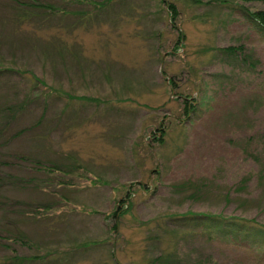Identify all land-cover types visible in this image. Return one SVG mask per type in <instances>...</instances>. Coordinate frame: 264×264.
I'll list each match as a JSON object with an SVG mask.
<instances>
[{
	"label": "rangeland",
	"instance_id": "rangeland-1",
	"mask_svg": "<svg viewBox=\"0 0 264 264\" xmlns=\"http://www.w3.org/2000/svg\"><path fill=\"white\" fill-rule=\"evenodd\" d=\"M247 8L264 1L0 0V257L264 264V30ZM223 215L245 226L203 221Z\"/></svg>",
	"mask_w": 264,
	"mask_h": 264
},
{
	"label": "trees",
	"instance_id": "trees-1",
	"mask_svg": "<svg viewBox=\"0 0 264 264\" xmlns=\"http://www.w3.org/2000/svg\"><path fill=\"white\" fill-rule=\"evenodd\" d=\"M264 1V0H262ZM170 12L172 13V17L174 18L175 15H177L178 11H177V7L176 5L171 2L168 3ZM247 15L249 16V18L256 23V25L260 26L263 30H264V8L262 9H258L255 11H250L247 9H245ZM227 49L235 51L236 48L233 46H229L227 47ZM189 104V103H188ZM194 103L191 104V107H195L193 106ZM189 108L187 107L186 110H188ZM159 140H161V138H159ZM56 170H60V168H57ZM63 171V170H60ZM60 182V181H59ZM133 194V193H132ZM128 196H132L130 193L127 194ZM4 205H1L0 203V210L3 209ZM119 211L120 209L115 212V216H120L119 215ZM178 218V217H177ZM186 218V217H185ZM185 218H179L180 221L184 222ZM189 218H186V221H188ZM198 218L195 217L193 220L196 221ZM205 222H207L210 225H216L217 227L220 226L222 228V231L225 233H234L235 231H237V228H243L245 226V224L242 222L244 220H241L240 218H236L234 216H227V215H223L220 216V218H217V216L214 217H210V216H204V220ZM201 222V221H199ZM248 225L250 227V225L253 224L254 221L251 220H247ZM251 228V227H250ZM114 230L119 232V224L116 223L114 225ZM19 236H17L21 241H27V237L25 235L21 236L20 234H18ZM158 241H160V239H158ZM92 243V242H91ZM97 243V242H95ZM93 243V244H95ZM87 246H90L92 244H86ZM50 253L46 254H41V253H37L36 255H24V254H19L17 252L14 253V255L9 256L8 254L3 255V257H0V264H45L47 260H49V258L47 256H49ZM50 257V256H49ZM55 257H52V259H54ZM59 258V257H58ZM66 258V257H65ZM60 259V258H59ZM180 259L177 255L176 252H172V251H167V252H162L161 254H159L156 258H152V260H150L148 262V264H180ZM137 264H142V263H137Z\"/></svg>",
	"mask_w": 264,
	"mask_h": 264
}]
</instances>
